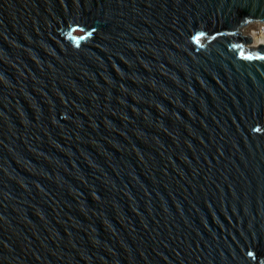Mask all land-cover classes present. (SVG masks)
<instances>
[{
    "label": "water",
    "instance_id": "obj_1",
    "mask_svg": "<svg viewBox=\"0 0 264 264\" xmlns=\"http://www.w3.org/2000/svg\"><path fill=\"white\" fill-rule=\"evenodd\" d=\"M254 22L264 0H0V264H264Z\"/></svg>",
    "mask_w": 264,
    "mask_h": 264
},
{
    "label": "rangeland",
    "instance_id": "obj_2",
    "mask_svg": "<svg viewBox=\"0 0 264 264\" xmlns=\"http://www.w3.org/2000/svg\"><path fill=\"white\" fill-rule=\"evenodd\" d=\"M241 34H246L251 37L252 42L250 43H245L244 47L247 49L249 52L251 50L248 49V45L254 44L255 41L258 40H264V24L263 23H250L246 27L242 28L239 30ZM255 50V49H254Z\"/></svg>",
    "mask_w": 264,
    "mask_h": 264
},
{
    "label": "bare ground",
    "instance_id": "obj_3",
    "mask_svg": "<svg viewBox=\"0 0 264 264\" xmlns=\"http://www.w3.org/2000/svg\"><path fill=\"white\" fill-rule=\"evenodd\" d=\"M260 44H264V40H258V41H255L254 44H251V45H248V49L249 50H254L256 49L257 46H259Z\"/></svg>",
    "mask_w": 264,
    "mask_h": 264
},
{
    "label": "trees",
    "instance_id": "obj_4",
    "mask_svg": "<svg viewBox=\"0 0 264 264\" xmlns=\"http://www.w3.org/2000/svg\"><path fill=\"white\" fill-rule=\"evenodd\" d=\"M237 37H239V36H237Z\"/></svg>",
    "mask_w": 264,
    "mask_h": 264
}]
</instances>
